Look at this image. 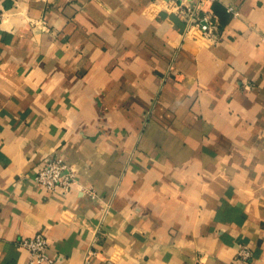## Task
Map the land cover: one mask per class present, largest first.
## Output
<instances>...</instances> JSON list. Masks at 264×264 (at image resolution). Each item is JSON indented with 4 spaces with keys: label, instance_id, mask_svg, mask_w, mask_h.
Listing matches in <instances>:
<instances>
[{
    "label": "crops",
    "instance_id": "1",
    "mask_svg": "<svg viewBox=\"0 0 264 264\" xmlns=\"http://www.w3.org/2000/svg\"><path fill=\"white\" fill-rule=\"evenodd\" d=\"M212 9L209 40L167 0H0V264L37 231L39 264H264V0Z\"/></svg>",
    "mask_w": 264,
    "mask_h": 264
},
{
    "label": "built area",
    "instance_id": "2",
    "mask_svg": "<svg viewBox=\"0 0 264 264\" xmlns=\"http://www.w3.org/2000/svg\"><path fill=\"white\" fill-rule=\"evenodd\" d=\"M167 1L175 13L185 22V33L195 28L203 37L209 40L218 38L217 18L212 9V5L216 0ZM227 10L234 12L231 6H227ZM33 181L50 191H57L61 194L70 192L73 185L80 183L76 170L69 167L56 155H51L41 161L34 172ZM87 194L94 195L91 189L87 190ZM17 243L28 251V259L25 264L55 262L47 252V238L41 231H37L32 236L21 237ZM94 253V251H88L84 257V262L88 263ZM236 256L239 260L247 262L252 257V249L246 244H239L236 248Z\"/></svg>",
    "mask_w": 264,
    "mask_h": 264
}]
</instances>
